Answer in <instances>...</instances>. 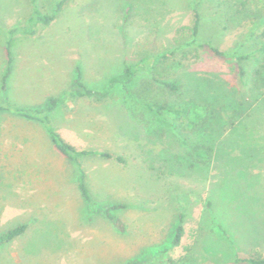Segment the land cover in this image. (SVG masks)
I'll use <instances>...</instances> for the list:
<instances>
[{
	"label": "rangeland",
	"instance_id": "1",
	"mask_svg": "<svg viewBox=\"0 0 264 264\" xmlns=\"http://www.w3.org/2000/svg\"><path fill=\"white\" fill-rule=\"evenodd\" d=\"M54 1L38 0V7L49 13ZM214 6L204 0L202 39L224 51L248 35L251 20L221 31L212 21ZM247 10L264 14V0H249ZM30 11L28 0H0V26L25 24ZM191 21L190 0H69L49 25L17 37L0 98L41 109L69 90L76 65L87 88L104 91L126 65L186 41ZM5 39L0 34V80ZM182 51L187 58L165 78L178 90L156 84L143 99L188 108L186 115L165 111L157 118L131 98L150 77L144 68L128 89L110 90L107 101H59L50 113L53 129L76 150L124 160H81L90 202L42 125L0 113V233L26 225L20 237L0 245V264H236L235 257L264 258V94L243 95L234 64L207 46ZM112 205L122 206L112 213L123 232L103 215ZM179 225L182 236L173 245Z\"/></svg>",
	"mask_w": 264,
	"mask_h": 264
},
{
	"label": "trees",
	"instance_id": "2",
	"mask_svg": "<svg viewBox=\"0 0 264 264\" xmlns=\"http://www.w3.org/2000/svg\"><path fill=\"white\" fill-rule=\"evenodd\" d=\"M31 11L27 17L26 23L10 27L3 30L0 26V34L5 35L6 39L3 42V51L5 57V65L1 76V90L3 95L6 94V84L10 76L13 65L14 56L13 48L16 44L17 37H29L36 33L38 25L47 26L56 20L63 13L64 7L69 0H55L51 5L50 12L45 13L38 7V0H28ZM142 3H150L151 0H140ZM215 10V18L212 19L220 30H228L232 27L242 26L245 21H250V28L248 35L244 36L241 41H237L235 45L227 50L220 51L213 46L211 40H203L202 33L203 27V13L202 6L204 0H190V8L192 12L191 25L188 27L190 33L188 39L183 43H179L174 48L162 49L156 53L143 56L139 62L128 64L124 67L123 71L111 77L108 82V89L104 91H94L87 88L83 83L82 72L80 66L75 67V77L72 86L64 94L61 95L60 103L67 104L70 101L78 99H94L96 102L107 101L111 97L109 91L118 86L123 89H128L134 83L140 68H144L150 75L149 79L142 81L141 85L132 93V99H141V105L144 110L160 118L163 112L168 111L175 116L186 115L189 112L188 108L183 109H170L164 103L154 100L143 99V95L150 91L156 84L170 90L177 91L178 85L174 82L165 79L170 70L181 64L183 59L187 58V48L196 47L200 48L207 46L215 55L223 58L228 62H232L237 72L238 80L242 88L246 89V93L250 98L260 97L264 94V14L260 12H249V0H213ZM258 32H253V29H259ZM252 29V30H251ZM182 51V56L177 58L176 53ZM59 101L56 98H49L46 100L45 105L41 109L22 108L17 107L8 100V98H0V113H9L15 117H19L31 122L42 125L48 134V137L57 153L64 157L71 163L76 173L77 188L80 196L86 201L90 202L89 192L86 186V175L82 167L81 160L90 155H97L102 159H114L116 162L123 164L124 160L121 157H114L106 152H96L91 150H76L73 146L65 142L60 135L53 129L50 121V113L55 109ZM210 99L208 106H212ZM240 102V103H239ZM232 102L230 103V105ZM238 106L244 104V99L237 101ZM236 113L240 111L235 110ZM213 117L212 120H216ZM229 128L234 126L232 118L228 124ZM234 128V127H233ZM203 147H196V149ZM206 151L210 152L209 147H205ZM122 208L121 205H112L103 210L105 218L111 222L114 228L119 231H124L123 223L112 213L115 210ZM180 223H182V215L180 216ZM26 229L25 224H19L16 227L0 233V245L11 242L12 240L20 237ZM182 236V227L179 225L172 241L173 245H177ZM234 263L236 264H264V258L258 254L248 257H235ZM131 264H138V261H133Z\"/></svg>",
	"mask_w": 264,
	"mask_h": 264
}]
</instances>
